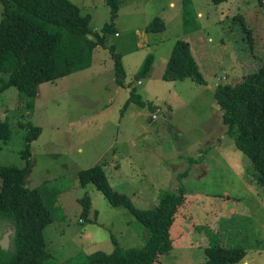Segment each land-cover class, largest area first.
Returning a JSON list of instances; mask_svg holds the SVG:
<instances>
[{
    "label": "rangeland",
    "instance_id": "374dc122",
    "mask_svg": "<svg viewBox=\"0 0 264 264\" xmlns=\"http://www.w3.org/2000/svg\"><path fill=\"white\" fill-rule=\"evenodd\" d=\"M71 1L90 15L94 30L109 20L105 0ZM173 1L121 0L116 32L93 51L90 67L40 84L32 109L15 87L0 92V121L9 125V138H0V165L24 167L28 125L41 129L30 142L24 185L39 189L52 216L42 231L47 264L110 253L112 237L124 250L145 243L144 226L127 208L110 205L92 183L79 185L78 171L97 163L137 208H152L178 188L191 199V210L202 218L187 223L181 243L162 255L161 264H204V248L214 243L241 248L244 257L236 264H264V188L226 135L214 98L218 83H235L262 64L264 0ZM1 11L0 3V17ZM238 14L251 34L240 31ZM156 17L165 29L145 32ZM179 39L189 42L205 85L163 79ZM111 46L120 56L123 87L114 81ZM148 55L152 66L138 77ZM131 88L144 106L124 109ZM85 195L87 217L80 201Z\"/></svg>",
    "mask_w": 264,
    "mask_h": 264
},
{
    "label": "trees",
    "instance_id": "16d2710c",
    "mask_svg": "<svg viewBox=\"0 0 264 264\" xmlns=\"http://www.w3.org/2000/svg\"><path fill=\"white\" fill-rule=\"evenodd\" d=\"M211 1L219 4L226 0ZM105 2L109 6V20L97 31L90 26V15L81 14L71 0H0V92L15 87L26 99V108L32 109L40 84L89 68L93 51L104 45L110 32H116L120 0ZM233 18L239 23L240 31L251 34L243 15ZM164 29L165 23L160 17L144 27L145 32ZM109 50L114 81L123 87L120 56L114 46ZM152 63L153 56L148 55L137 76L147 74ZM163 79L169 82L190 79L199 85L206 84L188 41H176ZM214 98L222 112L226 135L249 158L251 174L264 188V60L259 68L242 75L239 81L218 83ZM130 103L145 105L133 88L124 109ZM40 130L38 126L28 125L21 153L26 159L24 167L0 165V241L5 236L8 241L7 248L0 244V264H47L50 257L44 250L42 236L44 227L52 219L50 210L43 204L38 188L24 185L30 166V142L38 137ZM0 138H9L7 121H0ZM77 178L81 187L92 183L101 190L113 207L127 208L142 223L147 236L143 246L125 250L112 237L114 248L110 253L98 251L86 256L84 262L72 264H161L162 255L181 243L187 223L190 225L194 216L202 218L191 210L193 203L182 188L164 193L156 206L142 209L135 207L126 193L111 186L105 168L99 163L79 170ZM80 201L82 215L87 217L90 199L85 195ZM195 206L198 211L202 209ZM204 253V264H236L244 257L241 248H226L219 243L205 247Z\"/></svg>",
    "mask_w": 264,
    "mask_h": 264
},
{
    "label": "water",
    "instance_id": "95a60500",
    "mask_svg": "<svg viewBox=\"0 0 264 264\" xmlns=\"http://www.w3.org/2000/svg\"><path fill=\"white\" fill-rule=\"evenodd\" d=\"M0 244H1L2 248H7V245H8L7 236H5V237L0 241Z\"/></svg>",
    "mask_w": 264,
    "mask_h": 264
},
{
    "label": "crops",
    "instance_id": "0c3cea01",
    "mask_svg": "<svg viewBox=\"0 0 264 264\" xmlns=\"http://www.w3.org/2000/svg\"><path fill=\"white\" fill-rule=\"evenodd\" d=\"M120 2H121V0H120ZM170 5H171V6H174V5H175V2H174L173 0H171ZM119 10H120V3H119ZM119 10H118V11H119ZM198 15H201V12H198ZM117 18H118V16H117ZM117 18H116V19H117ZM115 25H116V24H115ZM238 81H239V80H238ZM138 82H139V81H137V83H138Z\"/></svg>",
    "mask_w": 264,
    "mask_h": 264
},
{
    "label": "built area",
    "instance_id": "2783aa9c",
    "mask_svg": "<svg viewBox=\"0 0 264 264\" xmlns=\"http://www.w3.org/2000/svg\"><path fill=\"white\" fill-rule=\"evenodd\" d=\"M138 83H139V82H138ZM152 117H153V118H156V117H157V114H153Z\"/></svg>",
    "mask_w": 264,
    "mask_h": 264
}]
</instances>
